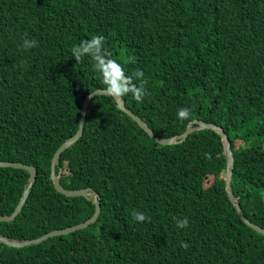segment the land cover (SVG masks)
Returning <instances> with one entry per match:
<instances>
[{"label": "trees", "instance_id": "obj_1", "mask_svg": "<svg viewBox=\"0 0 264 264\" xmlns=\"http://www.w3.org/2000/svg\"><path fill=\"white\" fill-rule=\"evenodd\" d=\"M93 35L104 36V50L126 74L143 70V100L123 99L159 136L181 134L196 118L224 128L233 192L245 216L264 227V0H0V160L39 169L0 233L32 239L95 212L96 198L66 196L50 176L55 151L79 128L84 97L104 87L91 57L70 55ZM25 39L35 46L24 48ZM44 47L54 64L47 69L29 57ZM181 107L189 109L183 121ZM226 162L217 132L162 145L114 98L95 95L84 133L60 166L66 188L100 195L98 219L39 244L0 242V264H264V235L228 197ZM28 182L27 170L0 167V215L14 211Z\"/></svg>", "mask_w": 264, "mask_h": 264}, {"label": "water", "instance_id": "obj_2", "mask_svg": "<svg viewBox=\"0 0 264 264\" xmlns=\"http://www.w3.org/2000/svg\"><path fill=\"white\" fill-rule=\"evenodd\" d=\"M95 95H105L103 88L95 89L92 92H89L86 98L83 101V106L81 110V118H80V123H79V132L69 138L67 141L63 142L61 146L56 150L54 157L52 159V164H51V177L54 183V186L57 191L61 192L62 194L70 197L74 196H84L88 199H90L91 196H95L97 198L95 202V212L94 214L88 218L87 220L80 222L78 224L68 226L65 228H60V229H55L52 231H49L40 237L32 238V239H14L7 237L3 234L0 233V242L12 246V247H17L21 248L24 246H29L32 244H39L49 237L56 236V235H63V234H68L71 233L75 230L85 228L89 224H92L96 222L98 219L100 212H101V202H100V195L92 188V187H84V188H78V189H68L64 187L60 181V176H61V169L60 173H56V166L60 163V155L62 151H64L68 146L72 145L74 142L78 140V138L82 135L83 130H84V124L87 119V112H88V107ZM116 105L117 107L124 111L128 116H130L134 121L138 123V125L146 131L149 136L157 143L162 144V145H171V144H177L184 142L188 135L200 130V129H211L215 132H217L223 143V148H224V154L226 157V171H225V188L228 194L229 199L233 203L237 213L239 214L240 218L242 219L243 222H245L249 227L253 228L254 230L260 232L261 234L264 235V227L255 224L251 222L244 214L242 207L239 202V197L236 196L233 192L232 189V178H233V168H234V152L232 149V143L230 141L229 135L224 131V128L214 122L211 121H206L202 119H193L189 122L188 126L186 129L178 135L175 136H169V137H162L159 136L150 126L149 124L144 121L139 115L134 113L131 109H129L126 104L124 99L116 100ZM6 166H12L16 168H23L29 172V182L24 188L23 194L16 205L14 211L11 214H5V215H0V221H12L14 220L17 215L20 213L23 205L25 204L27 198L30 195L31 189L33 184L35 183L37 179V168L34 165L31 164H26V163H21L18 161H6V160H0V167H6Z\"/></svg>", "mask_w": 264, "mask_h": 264}, {"label": "clouds", "instance_id": "obj_3", "mask_svg": "<svg viewBox=\"0 0 264 264\" xmlns=\"http://www.w3.org/2000/svg\"><path fill=\"white\" fill-rule=\"evenodd\" d=\"M104 39L105 38L103 35H93L86 40H82L78 45L73 46L71 48L70 55L75 59L76 62L81 61L82 58H84L85 56L91 57L93 71L99 73V76L101 77L102 83L104 85L103 87L104 94L107 95L108 97L114 98L116 100H120L124 96L130 93L133 100H135L136 102H141L144 96L146 95V91L143 87V81H142V78L144 77L143 70L136 69L132 74L130 75L126 74V69L120 61L113 59V58H109V54L103 48ZM35 43L36 42L34 40L25 39L23 42V47L26 49L31 48L35 46ZM31 56H34L35 58H37L40 61V63L42 59L43 62L47 64V66L49 67H52L54 65L53 62L48 61L46 57V47H44L43 50L41 51L36 50L35 53H32L31 55H29V57ZM134 81H138L139 84ZM176 117L178 120H181V121L186 120L189 117V109L186 107L179 108L176 112ZM81 136L78 138V140L81 138ZM65 141H67V139ZM76 142H74L72 145H74ZM70 146H68L67 148H69ZM64 151H62V153ZM61 155H60V159H61ZM51 164H52V161H51ZM57 166H59V171H57ZM57 166H56L57 174L60 173V169H61V173H60L61 174L60 181H61L63 168L62 166H60V163ZM36 168H37V175H38L39 169L37 166ZM50 176H51V166H50ZM90 197H91L90 199L96 198L95 196H91V195ZM96 200L97 198L95 200L93 199V201H96ZM131 215H132L133 220L138 221V222H144L147 219L145 215L141 212H133ZM187 223H188L187 219L184 218V219L178 220L176 222V226L178 228H183L187 226Z\"/></svg>", "mask_w": 264, "mask_h": 264}, {"label": "rangeland", "instance_id": "obj_4", "mask_svg": "<svg viewBox=\"0 0 264 264\" xmlns=\"http://www.w3.org/2000/svg\"><path fill=\"white\" fill-rule=\"evenodd\" d=\"M35 52H36V50H33V51L30 52L29 55H31L32 53H35ZM41 66H42V67H45L46 69H47V68H50L49 66H47V64H45V63L43 62L42 59H41ZM93 91H94V90H93ZM91 92H92V91H91ZM82 93H83V92H82ZM82 93H80V94L82 95ZM87 95H88V94H87ZM85 98H86V97H84V99H85ZM84 99H83V101H84ZM83 101H82V106H83ZM87 115H88V112H87ZM80 118H81V114H80ZM86 120H87V119H86ZM85 127H86V122H85V124H84V130H85ZM84 130H83V131H84ZM78 132H79V128H78V130H77V132H76L75 134H77ZM75 134H73L72 136H74ZM72 136H70L69 138H71ZM69 138H68V139H69ZM68 139H67V140H68ZM239 202H240V201H239ZM240 205H241V204H240Z\"/></svg>", "mask_w": 264, "mask_h": 264}]
</instances>
